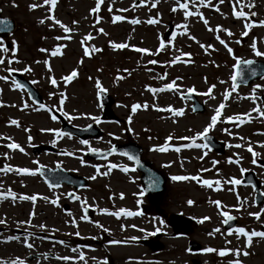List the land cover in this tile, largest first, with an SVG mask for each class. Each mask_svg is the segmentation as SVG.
<instances>
[{"label": "rangeland", "instance_id": "374dc122", "mask_svg": "<svg viewBox=\"0 0 264 264\" xmlns=\"http://www.w3.org/2000/svg\"><path fill=\"white\" fill-rule=\"evenodd\" d=\"M195 3L196 7L189 3V11L198 10L208 20L207 27L195 15L185 20L183 10L179 8L172 12L176 0H158L154 8L152 0L144 3L135 0V6L134 0H102L97 12L91 11L96 0H57L54 7L44 4L43 0H0L2 15L16 21V29L11 35H0V59L4 61L0 64V76L8 77L0 80V169L5 165L30 171L41 166L49 169L62 167L85 176L88 181L83 189L75 191L73 186L66 184L49 187L39 172L29 175L0 171V194L3 196L0 199V220L4 221L0 224V261L9 264L17 259L23 260L24 264H85V261L86 264H104L105 261L107 264H193L197 258L199 264H229L238 258L241 264H264V238L252 237L251 245L245 249L247 238H238L235 232L239 227L246 231H260L264 226V202L261 205L255 202V191L251 186L227 182L232 179L241 181L245 171L254 169L264 192V168L257 164L258 159H264V116L252 111L254 108L264 111V78L250 85H237L236 91L231 92V76L235 74L237 63L233 56L240 60L264 59V56H256L250 47L255 38L257 50L264 52V27L258 25L259 20H264V0H241V4L236 5L237 11L256 13L254 17L248 15L247 19L233 16L235 0H223V3L211 0L207 7L200 5L199 0ZM32 4L42 6L31 9ZM249 4L254 7L249 9ZM117 15L124 19L113 22ZM49 16L61 21L71 31L65 33L52 19H46ZM150 18L158 22L148 24ZM42 19L44 23L39 22ZM133 19L140 23L132 24ZM170 22L175 25V35L164 39L163 33ZM248 22L254 26L246 30L243 25ZM185 24L186 34H181L185 30L177 25ZM217 25L230 30L232 35L208 30ZM244 31L248 34L241 35ZM87 34L93 39L82 45ZM217 36L232 49V54ZM55 37L70 39L57 40ZM6 39L11 41V47L4 51ZM161 40L165 47L157 52ZM112 43H126L129 47L114 49ZM202 44L212 47L202 48ZM57 46H61V54L51 55ZM85 47L89 49L88 56L84 55ZM93 47L100 51H91ZM135 48L149 51L141 53ZM40 49L47 51L41 52ZM175 57L180 58L179 62L171 64ZM151 60L157 63H149ZM6 68L20 71L35 84L45 99L44 108L31 101L28 93L18 87L9 72L4 70ZM26 68L31 71H24ZM74 69L77 76L65 82L62 78ZM52 79L56 80L55 85L51 83ZM97 80L113 98L112 109L117 120L100 122L103 136L96 139L81 140L73 134L61 133V122L52 119L51 108L78 128L94 122L91 117L102 116ZM173 80L179 86L175 90L156 93L148 90L162 89ZM211 85H215L212 94L202 95ZM189 88H193L192 93L205 103L204 111L193 112V102L184 98ZM225 90L230 91L226 101L223 100ZM221 102L226 106L208 133L225 143V153L219 155L207 147L189 146L203 144L197 133L208 125ZM133 104L142 107L132 113ZM145 104L147 108L143 107ZM168 106L183 109V114L176 116L173 112L158 110ZM12 120L17 124H11ZM57 131L61 134L58 135ZM169 136L172 139L166 144ZM192 137L195 139H189ZM127 138L140 143L146 155L168 178V192L161 214L157 211L140 212L146 199L136 173H128L129 180L119 170H109V161L90 159L85 155L90 148H103L104 142H122ZM13 142L24 151L8 148L7 145ZM237 144L241 146L236 147ZM36 145L51 147L54 152L34 153ZM165 145L168 148L165 152L153 150ZM249 146L252 152L248 151ZM176 148L180 151H175ZM213 161L217 163L213 164ZM115 162L119 166L127 164L126 161ZM105 172L108 174L103 175ZM172 176L197 179L174 181ZM203 180L220 183L209 187L198 182ZM9 191L16 199L8 195ZM72 193L80 200L70 199ZM32 195L37 196L35 202L19 199ZM53 199H57V204L51 203ZM215 201L221 202L219 208ZM87 208L91 215L86 213ZM122 208L140 214L127 216L122 213L119 217L110 214ZM102 209H107V213ZM222 211L238 218L231 235L222 223L225 218ZM178 213L193 219L192 231L173 234L167 218ZM250 213H260L259 218ZM82 215H87L88 220H82ZM204 217L209 219L204 220ZM72 220L76 221L75 225ZM97 223L102 227H97ZM217 228L219 232L214 231ZM77 232L79 236L75 235ZM157 232L161 233L159 242L164 248L155 252L140 239L152 237ZM189 240L201 243L202 251L198 254L190 252ZM124 241L127 245L123 244ZM205 248L216 251L205 252ZM235 249L246 250L249 255L236 257L234 251H228ZM221 250L227 254L219 255ZM81 253L84 261L78 259Z\"/></svg>", "mask_w": 264, "mask_h": 264}, {"label": "snow or ice", "instance_id": "6c2138e0", "mask_svg": "<svg viewBox=\"0 0 264 264\" xmlns=\"http://www.w3.org/2000/svg\"><path fill=\"white\" fill-rule=\"evenodd\" d=\"M101 2H102V0H96V6H95L93 9H91V11H92V12H97V11L99 10V8H100ZM140 2H141V3H144L145 0H140ZM190 2L193 4L194 7H196L195 0H183V2H181V0H176V4H175L174 7H172L171 11H172V12H176V11H177V8L183 10V15H184V17H185V20H187V18H188L189 16H193V15H195V16L199 17V19H201V20L204 22L205 26L207 27V25H208V20L205 19L204 16H203L198 10H197V11H194V12H193V11H189V3H190ZM219 2H220V3H223V0H219ZM43 3H44V4H51V5L54 7L55 4L57 3V0H43ZM157 3H158V0H152V4H151V6L154 8V7L157 6ZM199 3H200V5H203V6L207 7V6H209V5L211 4V0H207V3L205 2V0H199ZM240 4H241V0H235V4L233 5V16H234V17H236V18H245V19H247V16H248V15L253 16V17L256 16V13H255L254 11H251V12L248 13V14H246L244 11H237V9H236V5H240ZM39 6H42V5L32 4V5H30V8H31V9H34V8H36V7H39ZM134 6H135V0H134ZM212 6L215 7V5H212ZM247 7H248L249 9H251L252 7H254V5H253V4H249V5H247ZM216 10L219 11L218 8H217ZM109 11H111V8H109ZM124 11H127V9H124ZM46 19H52V20L54 21V23L57 24V25H59V27H60L65 33H69V32L71 31V29H70L69 27L65 26L61 21H59V20H55L54 17L49 16V17H46ZM99 19H100L99 17L96 18L97 22H99ZM122 19H124V17H122V16H118V15H117V16H114V17H113V22H116V21H118V20H122ZM39 22H40V23H44V20L42 19V20H40ZM157 22H158V21H157L156 19H151V18H150V19L147 20V23H148V24H156ZM73 23H76V22L73 21ZM131 23H132V24H137V23H140V21L137 20V19H133V20H131ZM8 24H9V21H8L7 19H0V32H5V31H7V30H8ZM258 25L261 26V27H264V20H259V21H258ZM253 26H254V24H253L252 22L244 23V25H243L244 29H246V30H247V29H251ZM177 27H178V28H184L185 31L182 32L181 34H186V31H187V25H186V24H185V25H177ZM208 30H209V31H223V32H226L227 35H229V36L232 35V33H231L230 30H228V29H224L222 26H219V25H217L215 29L209 28ZM97 31H99V32L102 33V32H103V29H98ZM247 34H248L247 31H244V32L241 33V35H247ZM173 35H175V33H173ZM191 38L194 39V37H191ZM55 39H57V40H60V39H70V37H55ZM91 39H93L92 35H91V34H87V35L82 39V41H81L82 45L84 44L85 41H87V40H91ZM217 39L219 40V42H220L222 45H224L225 48H227V51L229 52V54H232V49H231L230 47H228L227 44H225V41H224V40H220V39H219V36H217ZM168 43L171 44V40H169ZM237 43H239V41H237ZM111 47L114 48V49H124V48H126V47H129V45H127L126 43H112V44H111ZM164 47H165L164 41L161 40V41H160V44H159V48L157 49V52H159L160 50L164 49ZM201 47H202V48H205V47H207V48H211L212 46H211V45H207V46H205V45L202 44ZM250 47L252 48V50H253V52H254V54H255L256 56H258V57H259V56H264V52L257 50V45H256L255 38L253 39V43L250 45ZM60 48H61V46H57V47L55 48V50L52 51L51 55L56 56V55H58V54H61V53H60ZM3 50H4V51H7V48H4ZM134 50L137 51V52H141V53H146V52L149 51L148 49H143V48H135ZM40 51H41V52H44V51H47V50H45V49H40ZM91 51H93V52H98V51H100V49H99V48H95V47H93V48L91 49ZM149 54L155 55L156 53H149ZM84 55H85V56H88V55H89V49H88L87 47L84 48ZM181 55H190V54H188V53H181ZM179 59H180L179 57H175L174 59H172V60L170 61V63H171V64H175V63L179 62ZM233 59L237 60V64L234 66V67H236V68H238V67H239V64H241V63H243V64H245V65H252V64L254 63V61H252V60H240L239 58H237V57H235V56H233ZM2 63H4V61H3L2 59H0V64H2ZM47 63H48V62L45 61V64H47ZM149 63H151V64H156L157 61H156V60H151V61H149ZM4 70L7 71V72H9V73L14 72V71H17L16 69H12V68H6V69H4ZM48 70H49V72H51V68H50V67H49ZM24 71H31V69H30V68H26V69H24ZM252 75H256V73L253 71V72H252ZM76 76H77V71L74 69V70H72V72H71L69 75L64 76L62 79H63L65 82H68V81H71L72 79H74ZM165 76H166V74H165ZM121 78H122V77H121ZM161 78H164V77H161ZM7 79H8V77H6V76H0V80H7ZM177 79H179V77H178ZM238 79H241V76H240L239 71H237L235 74H233V75L231 76V80H232V82H233L232 85H231V92H235V91H236V88H237V80H238ZM51 83H52L53 85H55V84H56V80H55V79H52V80H51ZM221 83H224V81H221ZM17 86H18V87H22V85H17ZM96 87H97V89L99 90V93H100V94H102L103 92L106 91V89H104V88L101 87V85H100V81H99V80L96 81ZM178 87H179V86L176 85L175 80H173L172 82L165 84L164 87H163L162 89L149 88L148 90H149L150 92H152V93H156L157 91L175 90V89L178 88ZM256 87H261V86H260V85H257ZM214 88H215V85H211V86L208 88L207 92L202 93V95H205V96H209V95H211V94H212V90H213ZM193 91H194L193 88H189V89H188V92H189V93H191V92H193ZM253 91H255V89H253ZM61 96L63 97V93H61ZM229 96H230V91H229V90H225V92L223 93V100L226 101V100L229 98ZM60 103H61V104L63 103V99L60 101ZM25 106H26V105H25ZM225 106H226V105H225V103H223V102H221V103L218 105V107L215 109V113H214V115L211 116V118H210V122L208 123V125L203 129L202 132L197 133V136H198V137H201V138H203L204 140H207V139H208V136H207L208 132H209V131L215 126V124L217 123V119H218V117L221 115V109H223ZM141 107H142V106H141L140 104H133V105L131 106V111H132V113H135V112L137 111V109H139V108H141ZM143 107H144V108H147L148 105L145 104V105H143ZM41 108H44V105H41ZM158 110H160V111L173 112L176 116H180V115L183 114V109H173L171 106H168L166 109H158ZM252 111L259 112L261 116H264V111H262V110L259 109V108H254V109H252ZM245 115H247V113H246ZM91 118H92L94 121L99 122V118H98V117H91ZM52 119L55 120L56 117L53 116ZM236 119H237V120H241L240 116H237ZM128 120H129V123H130V122H131V116L128 117ZM228 120H232V117H228ZM242 122H243V121L241 120V123H242ZM10 123L15 125V124H17V121L12 120ZM49 131H56V130H49ZM129 131H131V129H129ZM57 134L59 135V134H61V133H59V132L57 131ZM4 139H10V138H4ZM28 139H29V141H30V140H31V137H29ZM171 139H172L171 136L167 137V138H166V144H167V140H171ZM189 139H195V137H192V138H189ZM241 139H243V138H241ZM84 143H87V142L84 141ZM189 146H194V147H205V148H206V147H207V144H194V145H189ZM235 146H236V147H240L241 145L237 144V145H235ZM7 147L10 148V149H19V151H21V152L24 151V149H23L19 144L15 143V142L8 144ZM153 150H155V151H160V152H165V151L168 150V148H167L166 145H165V146H157V147H155ZM92 151L95 152V151H97V150L93 149ZM175 151L179 152L180 149H179V148H176ZM248 151H249V152H252V148H251V146L248 147ZM65 154H67V155H72V153H65ZM205 154H206V153H205ZM5 155H6V154H5ZM124 155H128V154H127V153H124ZM253 155L255 156L256 154L253 153ZM128 158H129L130 160H135V159H136L134 156H131V155H128ZM202 158H203V157H201V159H202ZM138 162H139V161H137V163H138ZM229 162H233V161L230 160ZM215 163H217V162H216V161H213V164H215ZM253 163H255V161H253ZM117 167H119V166L116 165V164H110V165H109V170H111L112 168H117ZM0 171H4V172L15 171V172H17V173L29 174V175H35L36 172H39V168L36 169L35 171H30V170L27 169V168H15V169H12L10 166L5 165V167L2 168V169H0ZM97 171H99V169H97ZM122 171L127 172L128 169H127V168H123ZM107 174H108L107 172L103 173V175H107ZM92 178H95V177H92ZM171 179L174 180V181H182V180H188V179L196 180L197 177L172 176ZM198 182L202 183V184L205 185V186H209V187H211L213 183H215V184H217V185H219V183H220V181H209V180H203V181H198ZM227 182H228V183H231V184H234V185H236V184H240V183H241V181H240V180H237V179H232V180L227 181ZM58 186H59L58 184H56V185L50 184V185H49V187H58ZM8 195L11 196L13 199H16L15 194L12 193L11 191H9ZM69 195L72 196V194H69ZM2 198H3V196H2V194H0V199H2ZM73 198L76 199V200H80V197H79V196H74ZM19 199H21V200H31V201L35 202V200L37 199V196H36V195H32V196H20ZM44 199H47V197H44ZM238 199H239V197H238ZM51 203H53L54 205L57 204V199H53V200L51 201ZM188 203L191 204V203H193V202H192V201H188ZM214 203L216 204V206H217L218 208L221 206V202H220V201H215ZM101 211L107 213V209H102ZM262 211H264V209H262ZM122 213H123L124 215H127V216H132V215H138V214H140V213H138V212H137V213H133V212H130V211H126V210L123 209V208L120 209L118 212H113V213H110V214H111V215H114V216H116V217H119ZM33 214H34V213H33ZM70 214H71V213H69V215H70ZM221 215H222L223 217H225V218L223 219V221H222L223 224H228L229 221H231V220L234 219L233 216L229 215L228 212H225V211H222V212H221ZM250 215H255L257 218H259L260 213H254V214H253V213H250ZM81 219L87 221V220H88V216H87V215H82ZM203 219H204V220H207V219H209V217H204ZM2 223H4V221H3V220H0V224H2ZM75 223H76V221H75V220H72V224L75 225ZM161 223H163V222L161 221ZM96 226H97V227H102V226L99 225L98 223H97ZM40 227L43 228L44 225H40ZM104 231H108V230H107V229H104ZM157 231H159V229H157ZM214 231L219 232L220 229L217 228V229H215ZM235 232H236L238 238H239L240 236H244V237L247 238L246 243H245V246H244L245 249H247V248L251 245L252 237H261V238H264V231H255V230L246 231L245 228H243V227H239V228H236V229H235ZM228 234L231 235V234H232V231L230 230V231L228 232ZM75 235L79 236V232L75 233ZM210 235H211V233H210ZM8 239H18V238H17V237H9ZM112 243H119V241H112ZM26 246L29 247V248L32 247L31 244H27ZM72 250H73V251H76V249H72ZM204 251H205V252H214V251H216V250L213 249V248H205ZM228 251H234L236 257H239L240 255H244V256L249 255V253H248L246 250H245V251H241L240 249H235V250H228ZM226 254H227V253H226L225 250H221V251L219 252V255H221V256H224V255H226ZM62 259L67 260V259H69V258H68V257H63ZM78 259L81 260V261H84V255H83V253H81V254L79 255ZM93 259H95V258H93ZM0 264H9V262H6V261H0ZM10 264H24V261H23V260H20V259H17V260H13V261H11ZM85 264H86V261H85ZM104 264H107V262L105 261ZM229 264H241V261L237 258V259H235V260H233V261H230Z\"/></svg>", "mask_w": 264, "mask_h": 264}, {"label": "water", "instance_id": "95a60500", "mask_svg": "<svg viewBox=\"0 0 264 264\" xmlns=\"http://www.w3.org/2000/svg\"><path fill=\"white\" fill-rule=\"evenodd\" d=\"M0 19H7L9 21L8 24V30L5 32H0V34H9L13 32L15 28V21L13 19H9L6 17L1 16V10H0ZM173 31V27H170V29L165 34L166 37H169ZM254 63L252 65H245L243 63L239 64V67L237 68V71H239L241 79L237 80V84H250L253 81L264 77V60H254ZM255 72L256 75H252V72ZM11 75L17 80V82L22 85L29 93L30 97L37 103L43 104L44 101L42 99V96L38 92V90L34 87V85L27 79H25L23 76H21L17 72H11ZM104 96V115L101 118V120H116V117L111 110V104L112 100L107 96L106 93H103ZM188 97L192 98L195 102L194 109L195 112L202 111L203 105L199 103L197 98L191 94L187 95ZM53 113L62 120L63 127L62 132H67L70 134H74L79 136L81 139H86L88 136H100L102 134V131L97 126L98 122H94L90 124L86 128H77L74 126L69 125L65 118L63 116L59 115L55 110ZM211 148L218 149L220 152L223 151V146L219 145L214 142L212 137H208V140L206 142ZM46 151H53L52 148H49L47 146H36L34 148L35 153L41 152V150ZM113 152H123L128 153L134 156L136 159L135 161H139L137 163L138 168L140 171L143 172L142 181L144 184V189L146 192V195L150 199V203L152 206L157 205L161 202V198L164 195L166 191V178L161 174L159 170H156L153 168L152 164L141 160V149L137 145H115L110 150L105 151H91L88 153L89 157L92 158H103L108 156L109 154ZM259 164L264 167V160H260ZM39 172L45 177V179L53 185H61L62 183H67L68 185H74L76 189H79L81 187H84L87 184V180L85 177L81 175H74L66 170H64L61 167H58L57 169H49L46 167L41 166L39 169ZM243 183L250 184L255 190V200L258 204H262L264 201V193L261 191V182L259 181L257 174L255 171L250 170L247 171L244 174ZM234 217V216H233ZM170 224L173 227L175 233H179L181 230L189 231L191 230V219L186 217H181L178 215H172L170 217ZM236 224V218L234 217L233 220L229 221L228 224H226L227 228L231 229ZM144 243L148 244V240H145ZM150 244V243H149ZM150 246L154 250H160L163 245L159 243L150 244ZM190 249L193 251H198L201 249V246L194 241L190 242ZM197 263V262H196Z\"/></svg>", "mask_w": 264, "mask_h": 264}, {"label": "flooded vegetation", "instance_id": "af4514ba", "mask_svg": "<svg viewBox=\"0 0 264 264\" xmlns=\"http://www.w3.org/2000/svg\"><path fill=\"white\" fill-rule=\"evenodd\" d=\"M137 141H135V140H132V139H129V138H127L126 140H124V141H122V142H120V143H136ZM112 144L113 143H107V142H104V144H103V146H104V148H109V147H111L112 146ZM142 149H143V155H142V157H143V159H148V160H151L150 158H149V156L148 155H146V150H145V148L142 146ZM107 161H109V163L107 164V167H109V165L110 164H115L116 162L115 161H118V162H123V161H126L127 162V164H123V165H121V166H119L118 164H116V165H118L119 167H117V168H112L111 170L113 171V172H115V171H120L121 172V174L123 175V176H125L127 179H131L130 177H129V175H128V173H132V172H134V173H136V176H137V180L141 183V174H140V172L137 170V168H136V165H135V162L133 161V160H130L127 156H125V155H121V154H115V155H112V156H110L108 159H106ZM152 161V160H151ZM113 162H115V163H113ZM123 168H127L128 169V171L127 172H125V171H122V169ZM161 169V168H160ZM144 199H146V203H145V205L144 206H142V207H140L141 208V210L143 211V213H151V212H154V211H157L159 214H161V212H163V201H162V203L159 205V206H156V208H155V210L154 211H151L150 210V205H149V198L147 197V196H145L144 195ZM165 199V197L163 198V200ZM55 255H53V257H54Z\"/></svg>", "mask_w": 264, "mask_h": 264}, {"label": "bare ground", "instance_id": "6f19581e", "mask_svg": "<svg viewBox=\"0 0 264 264\" xmlns=\"http://www.w3.org/2000/svg\"><path fill=\"white\" fill-rule=\"evenodd\" d=\"M123 244H126L127 245V241H124V243Z\"/></svg>", "mask_w": 264, "mask_h": 264}]
</instances>
